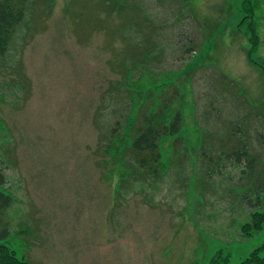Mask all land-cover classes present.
Listing matches in <instances>:
<instances>
[{"label":"rangeland","instance_id":"1","mask_svg":"<svg viewBox=\"0 0 264 264\" xmlns=\"http://www.w3.org/2000/svg\"><path fill=\"white\" fill-rule=\"evenodd\" d=\"M165 103L161 176L123 167L111 137ZM0 170L24 264H238L264 242L241 232L264 210V0H31L0 57Z\"/></svg>","mask_w":264,"mask_h":264},{"label":"trees","instance_id":"2","mask_svg":"<svg viewBox=\"0 0 264 264\" xmlns=\"http://www.w3.org/2000/svg\"><path fill=\"white\" fill-rule=\"evenodd\" d=\"M247 1L248 0H246V2ZM30 2L31 0H0V57L4 56L8 52L17 29L24 23L28 10V4ZM242 7L244 11H246L243 4ZM246 12H248V10ZM249 30L252 34V38L248 39L251 46L246 57L250 62H252L251 54L254 49L257 48L258 44L256 40L257 35L255 36L253 25H251ZM172 95L174 96L175 93ZM170 99L171 97L168 98L167 103ZM167 103H165V106H161L158 116L154 114L145 117V120L138 127L137 132L132 137L130 143L121 142L117 136V138L112 136L111 141L115 149L113 150V146H110L105 150L107 152L117 153V158L120 164L125 168H128L126 166L127 160L125 158L129 153H132L134 162L137 165L136 169H146V174L150 172L151 175H156L154 177H158L159 175L161 176L159 172V142L163 137L176 136L182 127V113L179 110H176L173 113L169 121H167L164 117V111L168 109L166 106ZM133 124L134 119L128 124L127 129L129 131L132 130ZM235 153L237 152H234V154ZM245 153L246 151L244 150L238 155H244ZM240 161L241 159H238L236 162L239 163ZM130 173L131 171L128 172V174ZM5 183L4 174L0 170V188H2ZM263 188L264 181L260 185L258 191L261 193ZM259 198L260 195L256 198V203L258 205L261 202ZM262 199H264V195L262 196ZM11 203V197L0 189V239H4L8 235V224L3 221V215L11 206ZM248 203L251 205L250 201H248ZM250 217V222L241 226V232L247 237L264 229V210L254 211L251 213ZM228 262L227 258H222L217 255L210 261V264H228ZM0 264H24V261L16 258V256L10 252L5 245L0 244ZM238 264H264V242L252 250L248 256Z\"/></svg>","mask_w":264,"mask_h":264}]
</instances>
